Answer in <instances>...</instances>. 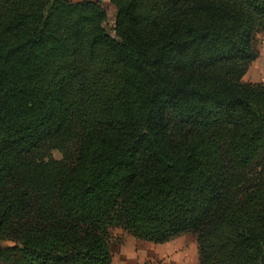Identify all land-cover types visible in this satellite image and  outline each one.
I'll return each instance as SVG.
<instances>
[{
  "label": "trees",
  "instance_id": "1",
  "mask_svg": "<svg viewBox=\"0 0 264 264\" xmlns=\"http://www.w3.org/2000/svg\"><path fill=\"white\" fill-rule=\"evenodd\" d=\"M108 1L0 0V264H264V0Z\"/></svg>",
  "mask_w": 264,
  "mask_h": 264
},
{
  "label": "rangeland",
  "instance_id": "2",
  "mask_svg": "<svg viewBox=\"0 0 264 264\" xmlns=\"http://www.w3.org/2000/svg\"><path fill=\"white\" fill-rule=\"evenodd\" d=\"M95 1L100 2L107 12L106 28L113 35L115 9L108 0ZM255 47L259 56L249 65L242 80L246 83L264 84V32L256 36ZM68 154H70L69 150H67ZM44 157L61 160L63 153L53 150L49 154H44ZM110 248L113 255L112 264H199L196 238L190 233L182 234L165 245L157 246L138 241L123 230L113 228L110 230Z\"/></svg>",
  "mask_w": 264,
  "mask_h": 264
}]
</instances>
